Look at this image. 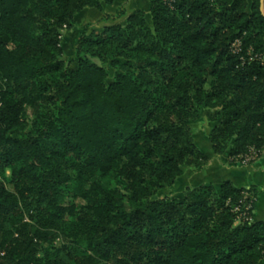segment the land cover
<instances>
[{
	"label": "trees",
	"instance_id": "trees-1",
	"mask_svg": "<svg viewBox=\"0 0 264 264\" xmlns=\"http://www.w3.org/2000/svg\"><path fill=\"white\" fill-rule=\"evenodd\" d=\"M115 1L0 0V264H259L252 189L159 192L209 161L201 114L215 154L264 152V3L149 0L66 61L63 29Z\"/></svg>",
	"mask_w": 264,
	"mask_h": 264
},
{
	"label": "rangeland",
	"instance_id": "rangeland-1",
	"mask_svg": "<svg viewBox=\"0 0 264 264\" xmlns=\"http://www.w3.org/2000/svg\"><path fill=\"white\" fill-rule=\"evenodd\" d=\"M118 2L114 5H106L103 2V9L98 10L96 8H87L84 12L77 15L73 25L71 28L63 29L62 32V38H61V44L64 49V59L66 61H69L72 59L75 55V43L77 40V37L79 33L82 31L84 26H89V32L95 29H100L103 25V18L107 15L111 16L110 20L108 22H115L119 19V15L121 12V9L124 8L127 11L129 10H135L137 7L144 8L146 6L147 0H117ZM123 10V9H122ZM109 13V14H107ZM120 20V19H119ZM106 21V20H104ZM107 22V23H108ZM75 65V64H73ZM114 72V68L110 69V75H112ZM201 113L203 111L201 110ZM193 136L196 144L198 147L203 151L207 152V150H212V145L209 140V134L213 128L214 123L211 122L205 115L201 114V116L193 121L190 122ZM228 154V152L224 153ZM221 154V155H224ZM219 159L215 160L218 162ZM214 161V162H215ZM208 163V162H207ZM206 163V164H207ZM205 164V165H206ZM201 169V170H200ZM203 170V171H202ZM206 171V172H205ZM209 170L204 168V166L201 167H185L183 174L176 180L175 184H173L170 187H166L163 190L159 192V197H175L183 193V191L189 186L193 185H200L201 181H204L201 179V176L205 173H208ZM6 175H10V171L6 170ZM201 175V176H200ZM207 175V174H206ZM198 185V186H199ZM202 185V184H201ZM8 188L11 189V185L8 184ZM68 202L73 201L72 199L67 198ZM74 202L80 203V200H74ZM256 203V202H255ZM57 244L60 243V240L58 239L56 241Z\"/></svg>",
	"mask_w": 264,
	"mask_h": 264
},
{
	"label": "crops",
	"instance_id": "crops-1",
	"mask_svg": "<svg viewBox=\"0 0 264 264\" xmlns=\"http://www.w3.org/2000/svg\"><path fill=\"white\" fill-rule=\"evenodd\" d=\"M117 2L118 1L116 0L114 4ZM124 8H122L123 10L121 9L122 13H120L119 15L120 20L118 19L113 23H124L129 15L139 9L149 12L150 2L149 0H147L146 6L144 8L137 7L135 10H129L127 12ZM85 10H87V8L82 12H84ZM110 17L111 16L107 15L103 18V25L101 26V28L103 26L113 24L112 22H108L110 20ZM204 153H206L209 157L208 163L204 165V168H206V170L208 169L209 172L205 173L202 176L200 175L201 179L204 180L201 181V184H211L218 187L222 182L229 180L239 188L252 189V191H254L256 194V203L253 212L254 221L264 220V152L261 154V156L257 157L247 164L233 162L228 154L217 155L215 154L213 149H209ZM217 159H219L218 162L215 161ZM198 185H193L190 187H195ZM259 264H264V259L261 260Z\"/></svg>",
	"mask_w": 264,
	"mask_h": 264
},
{
	"label": "built area",
	"instance_id": "built-area-1",
	"mask_svg": "<svg viewBox=\"0 0 264 264\" xmlns=\"http://www.w3.org/2000/svg\"><path fill=\"white\" fill-rule=\"evenodd\" d=\"M256 158V155L253 156H247L243 160L242 163L247 164L250 161L254 160ZM247 198L249 196V193H246L245 195ZM254 202H256V197L251 198V201L249 202H244L242 206H237L234 208V211L238 212V217H237V222L241 220L249 221V222H254V218L251 215L252 210L254 209ZM254 212V210H253Z\"/></svg>",
	"mask_w": 264,
	"mask_h": 264
},
{
	"label": "water",
	"instance_id": "water-1",
	"mask_svg": "<svg viewBox=\"0 0 264 264\" xmlns=\"http://www.w3.org/2000/svg\"><path fill=\"white\" fill-rule=\"evenodd\" d=\"M262 4L264 3V0H261ZM262 10H263V6H262Z\"/></svg>",
	"mask_w": 264,
	"mask_h": 264
}]
</instances>
